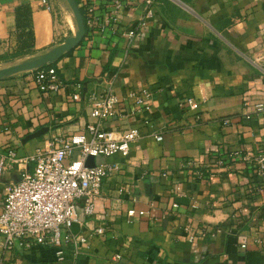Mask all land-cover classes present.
Masks as SVG:
<instances>
[{"label": "crops", "instance_id": "crops-1", "mask_svg": "<svg viewBox=\"0 0 264 264\" xmlns=\"http://www.w3.org/2000/svg\"><path fill=\"white\" fill-rule=\"evenodd\" d=\"M0 2V59L27 47L32 58L41 57L76 33L66 0ZM120 18L119 32L144 21L139 36L129 41L111 27L86 32L51 64L64 82L57 92L38 88L35 69L0 79V158L13 151L17 159L0 173V212L7 191L32 171L38 150L97 123L86 100L72 98L77 84L86 95L153 87L151 112L102 122L117 137L132 126L141 132L127 156L112 157L120 170L104 178L87 228L72 226L79 233L105 222L108 234L93 237L77 258L68 251L61 262L48 247L6 250L0 235V264H264V243L254 241L264 215V178L243 160L226 170L215 164L227 150L264 151V108L256 109L264 105V0H156L149 8L128 0ZM186 97L199 107H179ZM42 126L49 127L46 134L22 142ZM200 157L208 167L188 164ZM198 170L204 178L195 176ZM244 202L255 221L238 218ZM218 228L225 232L212 235Z\"/></svg>", "mask_w": 264, "mask_h": 264}, {"label": "built area", "instance_id": "built-area-1", "mask_svg": "<svg viewBox=\"0 0 264 264\" xmlns=\"http://www.w3.org/2000/svg\"><path fill=\"white\" fill-rule=\"evenodd\" d=\"M81 1L87 32L98 30L106 33L111 27L113 34L123 35L132 41L139 36L145 25V22L141 21L126 31H118L121 24L120 15L128 0ZM143 1L149 8L156 0ZM34 77L38 88L43 92H57L64 85L57 68L52 65L35 69ZM76 88L72 98L86 100L90 116L96 119L97 123L87 124L81 133L54 137L47 149L36 152L32 171L24 172L7 191L0 212V235L6 250L14 247L22 249L48 247L54 250L55 260L61 262L65 260L68 251L77 258L88 252L93 237H105L108 234L109 226L105 222L79 233H74L72 226L78 222L86 227L94 216L104 178L120 170V163L113 161L112 157L116 154L127 156L131 144L141 137V132L139 127L132 126L123 130L117 137L113 130L102 127V122L151 112L155 91L150 84L131 87L122 95L117 94L111 87L105 91H93L88 95L82 93L80 84H77ZM178 105L191 110L199 107L193 97L184 98ZM263 108V104L256 105L257 110ZM154 138L159 142L163 140L159 133L154 134ZM89 156L96 158L94 166L86 164ZM237 160L247 162L256 177L264 178V151L255 154L252 151L243 153L241 150H227L219 155L215 162L216 168L226 170L229 164ZM9 161H17L13 151L0 158V173L7 167ZM188 164L203 168L209 166V161L205 157H200ZM194 174L198 178L205 176L199 170ZM79 200L82 202L79 203ZM262 209L264 212V205ZM134 213L135 211L131 210L128 214L132 216ZM140 213L144 214V211ZM238 218L243 222L257 219L250 203L244 202L240 206ZM259 228L254 241L262 244L264 215ZM206 231L202 229L201 235L205 236ZM222 232H225V229L218 228L212 235ZM241 246L246 247V244L242 243ZM114 256L116 260L122 258L120 253Z\"/></svg>", "mask_w": 264, "mask_h": 264}, {"label": "water", "instance_id": "water-1", "mask_svg": "<svg viewBox=\"0 0 264 264\" xmlns=\"http://www.w3.org/2000/svg\"><path fill=\"white\" fill-rule=\"evenodd\" d=\"M73 11L76 19L77 30L76 33L67 37L62 43L56 45L51 50L43 54L41 57L33 58L31 60H25L16 65L5 67L0 69V79L13 75L22 71L34 70L46 65H51L55 61L59 60L64 54L70 52L73 48L78 46L86 35V26L84 21V16L79 7L77 0H66ZM49 127L42 126L35 131L28 133L22 142L26 143L32 139L39 138L46 134ZM86 164L88 166H94L96 164V158L94 156H89Z\"/></svg>", "mask_w": 264, "mask_h": 264}, {"label": "rangeland", "instance_id": "rangeland-1", "mask_svg": "<svg viewBox=\"0 0 264 264\" xmlns=\"http://www.w3.org/2000/svg\"><path fill=\"white\" fill-rule=\"evenodd\" d=\"M73 11L70 10V16L71 18L73 19V24L77 25L76 24V19H75V16H73ZM77 28V26H76ZM32 52H29V51H23L22 53H16V52H13L11 53V55H9L8 57L4 58V59H0V69H2L3 67H7L6 64H10V63H18L21 61V59L24 58V60H31L33 59L32 56H31ZM21 63V62H20ZM16 65V64H15Z\"/></svg>", "mask_w": 264, "mask_h": 264}, {"label": "trees", "instance_id": "trees-1", "mask_svg": "<svg viewBox=\"0 0 264 264\" xmlns=\"http://www.w3.org/2000/svg\"><path fill=\"white\" fill-rule=\"evenodd\" d=\"M81 11H82V9H81ZM27 50H28V47H27ZM25 51H26V49H25ZM23 51H20V50H18V51H16V53H22Z\"/></svg>", "mask_w": 264, "mask_h": 264}]
</instances>
